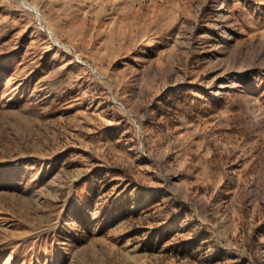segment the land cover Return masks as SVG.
Segmentation results:
<instances>
[{
	"label": "rangeland",
	"instance_id": "obj_1",
	"mask_svg": "<svg viewBox=\"0 0 264 264\" xmlns=\"http://www.w3.org/2000/svg\"><path fill=\"white\" fill-rule=\"evenodd\" d=\"M24 1L0 0V264H264V0Z\"/></svg>",
	"mask_w": 264,
	"mask_h": 264
},
{
	"label": "trees",
	"instance_id": "obj_2",
	"mask_svg": "<svg viewBox=\"0 0 264 264\" xmlns=\"http://www.w3.org/2000/svg\"><path fill=\"white\" fill-rule=\"evenodd\" d=\"M179 91H173V93L170 94V96H174L176 99H178V101H183V93L180 92V94H178ZM91 187V190L94 188V186H90ZM89 192V191H88ZM179 204H175L174 206H178ZM195 241V240H194ZM193 240H191L189 243H188V247L191 248L194 246L195 242ZM185 251V250H183ZM187 251V250H186ZM189 251V250H188Z\"/></svg>",
	"mask_w": 264,
	"mask_h": 264
},
{
	"label": "water",
	"instance_id": "obj_3",
	"mask_svg": "<svg viewBox=\"0 0 264 264\" xmlns=\"http://www.w3.org/2000/svg\"><path fill=\"white\" fill-rule=\"evenodd\" d=\"M23 3L32 11H34L36 14H39V12L31 5H29L28 3H26V1L22 0Z\"/></svg>",
	"mask_w": 264,
	"mask_h": 264
}]
</instances>
